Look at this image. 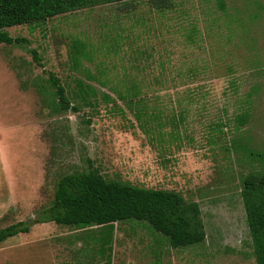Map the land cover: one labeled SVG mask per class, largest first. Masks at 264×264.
Returning a JSON list of instances; mask_svg holds the SVG:
<instances>
[{"label": "rangeland", "instance_id": "rangeland-1", "mask_svg": "<svg viewBox=\"0 0 264 264\" xmlns=\"http://www.w3.org/2000/svg\"><path fill=\"white\" fill-rule=\"evenodd\" d=\"M5 32L24 41L0 44V229L29 231L0 244V264H90L103 250L111 264H255L240 189L264 173V0H126ZM48 72L96 103L53 112ZM90 168L197 202L205 241L173 249L135 220L35 222L60 176Z\"/></svg>", "mask_w": 264, "mask_h": 264}, {"label": "trees", "instance_id": "trees-1", "mask_svg": "<svg viewBox=\"0 0 264 264\" xmlns=\"http://www.w3.org/2000/svg\"><path fill=\"white\" fill-rule=\"evenodd\" d=\"M126 0H0V44L21 43L24 39H12L6 28L45 21L56 15L99 4H112ZM31 59L41 67V59L35 49H29ZM47 82L53 91V112L71 110L80 106L91 107L97 101L68 91L53 73H47ZM133 86L115 92L123 99L128 92H139ZM102 93L98 100L109 99ZM75 101L80 103L74 104ZM247 121L236 118L238 127ZM90 121H87L89 123ZM240 198L243 206L248 237L255 264H264V173L250 175L241 183ZM128 220L145 222L165 237L173 249L202 244L206 233L199 204L187 202L173 190L151 189L129 183L106 179L98 169L73 172L59 177L51 204L41 211L38 223L85 230L89 228H113ZM29 226L18 222L0 229V244L19 233H27ZM110 231H113L111 229ZM102 243V247H109ZM89 256L90 264H111L112 255Z\"/></svg>", "mask_w": 264, "mask_h": 264}, {"label": "crops", "instance_id": "crops-1", "mask_svg": "<svg viewBox=\"0 0 264 264\" xmlns=\"http://www.w3.org/2000/svg\"><path fill=\"white\" fill-rule=\"evenodd\" d=\"M0 162H1V165H2L3 175L6 178V172H5V167H4L3 159H2V156H1V151H0Z\"/></svg>", "mask_w": 264, "mask_h": 264}]
</instances>
